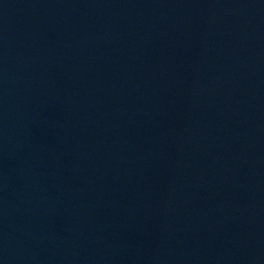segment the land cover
I'll use <instances>...</instances> for the list:
<instances>
[{
	"label": "water",
	"instance_id": "water-1",
	"mask_svg": "<svg viewBox=\"0 0 264 264\" xmlns=\"http://www.w3.org/2000/svg\"><path fill=\"white\" fill-rule=\"evenodd\" d=\"M0 264H264V0H0Z\"/></svg>",
	"mask_w": 264,
	"mask_h": 264
}]
</instances>
